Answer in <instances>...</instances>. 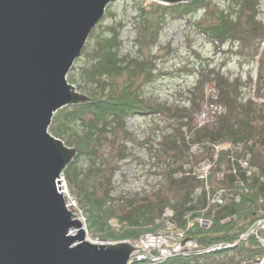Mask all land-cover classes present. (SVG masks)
Wrapping results in <instances>:
<instances>
[{"label": "trees", "instance_id": "obj_1", "mask_svg": "<svg viewBox=\"0 0 264 264\" xmlns=\"http://www.w3.org/2000/svg\"><path fill=\"white\" fill-rule=\"evenodd\" d=\"M225 1L226 5L223 8H218L216 5L211 8L209 5L214 3L213 0H187L174 4H161L153 1L148 5L142 3L140 14H146V10L149 9L160 12L156 25L160 27L167 11H171L173 18H178L203 10V19L211 16L213 20L204 24L200 19L195 24L198 30L210 40L215 53L224 52V49L221 48L227 43L229 45L227 52L231 53H238L242 47L253 45L252 57H254L258 52L260 42L264 39V25L255 19L256 0ZM149 25L151 23L147 19L142 22V27L134 38L137 45H151L157 39L159 28L148 33ZM120 27L112 24L103 27L94 37L92 47L85 49L84 54L89 58V63L82 69L83 79L94 84L89 89L90 101L64 106L60 113L55 115V120L59 125L51 123L49 126L58 136H63L74 124L79 123L82 129V133L77 134L72 141L77 154L73 158L72 164L67 165L68 168L64 169L70 183L77 184L76 179L80 174L75 170L76 161L82 155H96L102 139L108 138L105 134L110 132V124L113 123L112 128L120 129L123 134H126V118L136 114L164 113L179 119L180 123L175 130L177 136L171 142V147L182 152L188 150L190 146L188 142L201 143L205 152L201 160L209 156L211 143L220 142L222 145H226L228 141L237 142L246 138L254 140L259 129L263 132L259 142L264 145V109L250 99L246 103L239 102L240 82L228 81L221 71H216L214 68L207 70L201 68L198 70L197 76V87L200 86L199 88L207 81H214L217 86L216 100L226 105V112L219 115L213 123L200 126L191 123L198 103H194L193 108H163L145 102L139 95L142 83L136 79L142 78L144 74L150 75L153 64L143 59L129 58L127 55L122 57L119 54ZM104 30L108 31L105 35L102 34ZM256 41L257 43H254ZM257 72L258 90H263L264 47L258 56ZM123 75L125 77L122 78V81L116 84L102 79L103 77H121ZM202 98L203 94L199 93L198 99ZM258 119L263 121L261 125L256 121ZM257 143L258 140H255L254 145ZM227 154L224 149H221L214 162L208 182L210 194L220 187L229 188L231 191L239 189V177L226 172L223 176L218 177V172L229 167ZM252 162L260 168L261 176L254 178L245 190L241 188L242 191H238L240 193L238 201L231 199L223 207L216 208L214 204L207 207L204 212L207 215H210L214 209L212 224L208 228L194 224L185 230L186 236L194 238L205 246L215 242H232L252 221L264 216V164L253 156V152ZM197 185L198 181L193 175L182 174L181 177L174 178L172 174H169L166 191H158L152 195L144 196L140 200L130 199L124 209L117 206H106L110 198L107 189L102 194L95 191L84 192V198L80 202L85 208L88 232L103 239L136 236L143 231L155 228V220L166 206L174 208L176 226L184 229L187 212L191 211L190 216L194 217L200 213L201 208L205 207V191L202 192L198 200L201 207L198 208L192 204V194ZM225 216L228 217V220L222 221L221 218ZM114 224L117 225V228ZM237 252L257 255L261 253V250L252 240L247 244H240ZM199 256L194 253L187 256H173L157 264H198ZM213 257L215 255L212 254L204 256L206 260L213 259ZM131 264L141 263L133 262ZM232 264L239 263L233 258Z\"/></svg>", "mask_w": 264, "mask_h": 264}, {"label": "water", "instance_id": "obj_2", "mask_svg": "<svg viewBox=\"0 0 264 264\" xmlns=\"http://www.w3.org/2000/svg\"><path fill=\"white\" fill-rule=\"evenodd\" d=\"M110 1L0 0V264H127L141 249L84 239L56 182L77 150L48 133L57 109L90 101L66 74Z\"/></svg>", "mask_w": 264, "mask_h": 264}, {"label": "rangeland", "instance_id": "obj_3", "mask_svg": "<svg viewBox=\"0 0 264 264\" xmlns=\"http://www.w3.org/2000/svg\"><path fill=\"white\" fill-rule=\"evenodd\" d=\"M151 2V0L110 1L104 9L103 16L92 28L84 48L92 47L94 37L103 27L111 24L120 27L121 24L119 28V39L121 40L119 54L122 57L127 55L129 58L143 59L153 64L150 75L144 74L142 78L136 79L142 83L139 91L140 97L150 105L155 104L163 108H193L194 103H198L191 122L193 125H196L198 119L202 118L206 105L214 101L217 102V93L216 99L207 94L212 87H215L217 92L214 81H207V83L202 84L201 88H199L200 86L197 87L198 70L201 68L206 70L214 68L216 71H221L228 81H239L240 95L238 101L241 103H246L249 99L256 101L257 98L263 97L264 92L261 89L258 90L256 82L258 74L257 57L260 54V49H258V55L252 57L253 45L242 47L238 53H231L227 52L229 51L227 43L223 48L224 52L215 53L210 40L198 30L195 24L200 19L205 24L213 20L211 16L203 19L204 12L199 10L192 15L186 14L182 17L173 18L171 11H167L159 25L160 27H157L160 12L155 11V13L149 9L146 10V14H140V5L142 3L148 5ZM213 2L210 3V7L216 5L218 8H223L226 5L225 0H213ZM155 3L162 4V2ZM259 4L263 5L264 0H256V12ZM145 19L151 23L148 33L159 28L158 37L151 45H137L134 38ZM255 19L264 25L259 17L255 16ZM107 33V30L102 32L104 35ZM88 63L89 58L82 50L81 55L74 60L66 74V81L73 85L78 93L87 96H89L90 87L94 86V84H90L91 82L88 83L83 79L82 69ZM124 77V75L121 77L110 76L102 79L111 84H116L122 81ZM199 93L203 94L202 99H198ZM218 103H221L224 108L220 114L225 113L226 105L219 101ZM260 107L264 108V105ZM62 108L64 106L57 109L54 112V117L52 116L51 123L54 125H59L55 120V115L60 113ZM217 117L218 115L215 114L212 119L202 121L205 124L213 123ZM256 121L260 125L263 123L261 119ZM179 123V119L164 113L136 114L126 118V134H123L120 129L112 128L113 123H111L110 132L105 134L108 138L102 139L96 155H82L76 161L75 170L80 173L76 179L77 184L70 183L66 175H63V182L69 192L68 194L73 197L77 205L76 213L86 217L84 205L80 202L84 198V192L95 191L102 194L107 189L112 199L107 201L106 206L111 205L124 209L130 199L140 200L142 197L158 191H166L169 174H172L174 178H179L183 173H192L203 160L201 158L205 155L204 148L198 142L193 144L188 142L190 145L188 150L182 152L171 147V142L177 136L175 130ZM48 133L51 136L56 134L50 127H48ZM81 133L82 129L78 123L74 124L63 136L56 134L54 137L71 148L74 147L72 141L75 136ZM262 134L261 129L256 132L255 140H258V143L253 145L251 150L253 156L264 164V145L259 142ZM197 160L200 161L197 162ZM72 161L68 165L72 164ZM192 204L198 208L201 207L198 199L195 201L192 199ZM86 225L85 218V227H87ZM85 227H83L86 231L85 240L88 237L93 241L101 239L89 232L87 233ZM232 259L231 257L225 261L220 258H213L208 261V264H232Z\"/></svg>", "mask_w": 264, "mask_h": 264}, {"label": "built area", "instance_id": "obj_4", "mask_svg": "<svg viewBox=\"0 0 264 264\" xmlns=\"http://www.w3.org/2000/svg\"><path fill=\"white\" fill-rule=\"evenodd\" d=\"M259 14L261 15V18L264 19V4H259ZM207 94L215 97L216 93L214 87L210 88ZM257 100L264 101V96ZM223 111L224 108L222 104H218L216 102L210 103L209 105H206L202 114V118L198 119V122L199 124H202L204 123V120L208 121L212 119L215 114L218 115V113H221ZM251 140H242L237 142L228 141L226 145H222L220 142L211 143V152L209 156L200 161L198 166L192 172L193 176L199 181V185L194 191V196L200 195L203 189L206 190V207L202 209V212L212 204L216 206H223L231 199L237 201L240 195L239 192L242 191V189L245 190L251 183L253 176H255L258 172L257 168L250 163V148L252 146ZM221 149H224V151L228 153L227 157L229 160V167L226 170H222L221 172H219L218 176H223L224 172H226L240 177L238 180L239 192L237 190L231 191L229 188L225 187L217 189L212 194L207 191L208 176L212 171L213 164L218 158V153ZM59 188L64 195H67L65 196L66 206L76 213L77 205L73 197L68 194L69 192L67 191L65 183L63 186H59ZM213 214L214 210L212 211L210 216H204L201 214L198 217L196 216L192 220H187L185 229L191 227L194 223H197L201 227L207 228L212 222ZM164 216L166 217V220L162 222L161 226L158 229L141 233V235L137 239L139 241L135 245L130 242L134 246H141V249L134 248L133 252L130 255V260L134 259L142 261L144 264H155L162 262L173 255H187L194 252L203 253L214 249L236 246L238 243L245 242L250 238H253L254 241L264 250V217L258 218L253 223H251L244 231H242L238 235L237 239L233 242L218 243L211 245L210 247L203 248L202 245L195 239L186 237L184 230L174 228V221L171 219L173 216V211L170 208H166L164 210ZM74 217L81 220L83 223V227H85V218L83 215L81 216L77 214ZM227 219L228 218L225 217L222 220L226 221ZM144 235L147 236L148 240H142V237ZM87 240L90 242H100V244L104 242V245L110 244L109 241L105 239H99L95 241L90 239ZM119 241L120 240H117V242ZM249 264H264V252L260 257H256L250 260Z\"/></svg>", "mask_w": 264, "mask_h": 264}, {"label": "bare ground", "instance_id": "obj_5", "mask_svg": "<svg viewBox=\"0 0 264 264\" xmlns=\"http://www.w3.org/2000/svg\"><path fill=\"white\" fill-rule=\"evenodd\" d=\"M152 2L154 1V2H162V4L164 3V4H174V3H165V1H160V0H151ZM91 33V32H90ZM224 48V46L221 48V49H223ZM82 50H83V52H85V48H84V46H83V48H82ZM81 53H82V51H81ZM66 82V84L68 85V84H70L68 81H65ZM74 91H76L77 92V90L76 89H74ZM216 103H218V101L216 102ZM218 104H221V103H218ZM53 115H54V113H53ZM52 115V116H53ZM219 115H221L220 113H218V116ZM54 117V116H53ZM52 117V118H53ZM244 140H246V141H250L251 140V138H246V139H244ZM253 143H255V137H254V140H251V145L253 144ZM60 174V177L58 176L57 177V179H56V182L58 183V185L59 186H63L64 185V182L62 181V178H63V175L65 174L64 173V169H62V171H61V173H59ZM59 179V180H58ZM64 197L65 196H67V195H63ZM110 197V196H109ZM110 200L112 199L111 197L109 198ZM171 207V206H170ZM172 209H174L173 207H171ZM73 219H75L76 217H72ZM166 220V217L164 216V210L162 211V213H161V215L160 216H158L157 217V219L155 220V224H156V226H155V228H153V229H150V230H146L145 232H147V231H152V230H155V229H158L160 226H161V224H162V222H164ZM114 226H115V228H117V225L116 224H114ZM76 231V229H73V230H71L68 234H71V233H73V232H75ZM144 233V232H143ZM141 234H138V235H136V236H128V237H126V238H120L119 240L120 241H129V243L131 242L132 244H136L139 240H137L138 238H139V236H140ZM88 239H89V237H88ZM105 240H107V241H109V243L110 244H112V243H117V240L116 239H105ZM142 240L143 241H145V240H148V238H147V236H143L142 237ZM92 243H98V246H100V245H102V246H107V245H104V242H102V244H100V242H92ZM140 243H141V241H140ZM139 243V244H140Z\"/></svg>", "mask_w": 264, "mask_h": 264}]
</instances>
